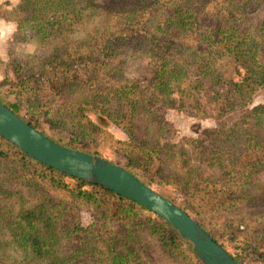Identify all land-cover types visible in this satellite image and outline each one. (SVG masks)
Masks as SVG:
<instances>
[{"label": "trees", "instance_id": "1", "mask_svg": "<svg viewBox=\"0 0 264 264\" xmlns=\"http://www.w3.org/2000/svg\"><path fill=\"white\" fill-rule=\"evenodd\" d=\"M11 2L0 4V15L18 22L13 37L35 38L47 52L18 51L0 79L1 90L14 83L18 98L0 99L56 141L134 172L241 261L264 262V190L252 195L239 221L229 219L249 172L264 165V105L248 107L231 125L204 128L194 139L198 155L178 158L169 157L170 127L157 108L196 102L198 73L219 85L208 97L219 116L235 98L248 101L264 88V19L250 29L248 17L264 0ZM217 41H225L222 69L213 63ZM185 43L196 46L195 68L179 52ZM133 54L158 61L147 91L123 72ZM82 207L92 213L87 226ZM0 264L206 263L177 227L142 203L42 162L0 135Z\"/></svg>", "mask_w": 264, "mask_h": 264}, {"label": "rangeland", "instance_id": "2", "mask_svg": "<svg viewBox=\"0 0 264 264\" xmlns=\"http://www.w3.org/2000/svg\"><path fill=\"white\" fill-rule=\"evenodd\" d=\"M11 1L12 4L19 2V0ZM0 4L9 6V4L6 3V0H0ZM248 17H250V20L253 23V26H251L250 29H257L256 26L264 19V6L260 7L258 10H256V12L249 14ZM13 22H15V24L18 26L17 30L15 31L16 33L19 30V25L17 21L14 20ZM238 27L242 28L244 25L239 24ZM21 35H23V31L21 32ZM34 39L35 38H27L25 40L14 36L10 40V46L8 50H5L7 53H5L3 56H0V79L8 69H12L11 64L14 63L13 60L16 56H18L20 51L46 54V49ZM212 44H215L213 53L216 55L215 61L213 63L222 69L223 67H226V58L222 56L224 54L225 41H217L215 43L212 42ZM212 46H209L210 49ZM179 52L183 58L191 63L192 68L196 67L198 56L195 45L192 43H185L181 46ZM123 72L126 76L136 80L142 89L147 91V89H149L157 77L158 61L152 58L140 57L134 54L129 55L125 59ZM198 75L201 82L197 86L198 92L196 97L199 101L197 100L195 102L193 100L187 99L184 101V103H181L180 100H175V104L173 105H157V108L165 114L169 123L170 131L167 135V139L165 140L171 147L169 151V157L171 158H178L182 153L184 154V152H188L193 156L198 155V145L194 139L199 136V133L204 128L220 126L222 123L231 125L236 120L241 118L242 114L248 107H252L257 104L264 105V88L259 87L252 92L251 98H249L248 101H239L238 98H235L232 107L219 116L214 111V103H212V101H208V97L212 96L218 91L219 85L214 83L215 80L212 78L213 76L207 77L201 73H198ZM14 87V83H8L4 86V88H2V90L0 89V94H4L6 97H9L10 95L18 98L16 93L13 91ZM176 93H178V91ZM216 101H218V99L215 100V102ZM90 115L96 123L103 124L107 129L112 131L116 138L132 142V139L125 133V131H123L116 124L112 123L110 120H107L101 114L90 113ZM47 125H49V122H47ZM59 131L64 132L62 129H59ZM59 138H64L62 140H65V135L59 134ZM119 159L121 160V158ZM249 175V183L242 193L238 204L231 212L229 219L232 221H239L241 216L249 207L252 195L257 190H264V165L259 169L250 171ZM162 189L163 192H168L170 190V188L166 185L162 187ZM91 221V210L87 207H82V224L87 226ZM245 262L247 264H264L263 261L255 260L254 258L246 259Z\"/></svg>", "mask_w": 264, "mask_h": 264}, {"label": "water", "instance_id": "3", "mask_svg": "<svg viewBox=\"0 0 264 264\" xmlns=\"http://www.w3.org/2000/svg\"><path fill=\"white\" fill-rule=\"evenodd\" d=\"M0 135L34 158L84 180L132 198L173 224L206 264H246L226 250L185 209L101 155L68 147L31 125L0 99Z\"/></svg>", "mask_w": 264, "mask_h": 264}, {"label": "crops", "instance_id": "4", "mask_svg": "<svg viewBox=\"0 0 264 264\" xmlns=\"http://www.w3.org/2000/svg\"><path fill=\"white\" fill-rule=\"evenodd\" d=\"M18 26L15 22L8 20L4 16L0 15V56H3L5 50L10 46V40L13 38Z\"/></svg>", "mask_w": 264, "mask_h": 264}]
</instances>
